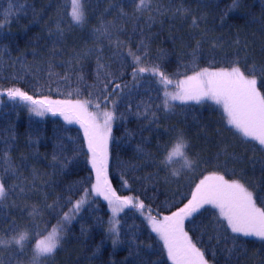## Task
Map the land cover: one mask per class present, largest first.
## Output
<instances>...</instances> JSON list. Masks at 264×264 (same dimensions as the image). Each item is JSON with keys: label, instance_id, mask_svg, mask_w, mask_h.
I'll use <instances>...</instances> for the list:
<instances>
[{"label": "trees", "instance_id": "16d2710c", "mask_svg": "<svg viewBox=\"0 0 264 264\" xmlns=\"http://www.w3.org/2000/svg\"><path fill=\"white\" fill-rule=\"evenodd\" d=\"M232 3L233 0H152L150 10L140 13L135 11L132 0H90L85 5L87 22L75 26L68 15L70 6L65 8L63 0H0V20L4 19L6 11L11 9L12 12L10 22L0 30V52L3 53L0 96L4 99L0 108V157L7 154L16 170L15 175L6 173L4 169L8 164L0 158V177L4 178L6 186L16 185L5 206L0 207V236L7 240L26 229L30 235L24 254L14 248L5 264L26 259L27 250L36 239L43 238H31L33 217L29 213L34 207L39 209L35 219L40 229L47 225L50 230L59 215L69 211L72 203L80 199L84 189H90L94 181L83 128L63 117L29 116L17 103L19 100L9 99L3 91L11 87H18L34 98L95 103L99 97L101 107L108 105L102 102L100 90L113 76L124 93L130 92L127 101L122 99L116 109L108 177L118 196L139 198L146 209L142 213L130 206L121 213V242L114 246L107 231L109 207L100 198L93 197L66 228L62 247L55 252L56 260L50 264H139L137 245L145 255L151 253L149 258L156 264H172L162 241L151 231L146 219L147 209L157 218L170 215L188 202L196 184L211 172L247 183L254 196L259 197L257 205L264 207V150L254 141L243 148L242 142L237 140L224 146L223 149L229 148V154L237 158L228 159L225 164L222 154L217 157L221 148L216 142L221 131L231 133V126L225 122L222 108L216 107L219 106L216 103L214 106L206 101H192L183 105L177 103L174 111L167 114L162 109L157 111L164 87L149 73L142 74L133 83L134 65L126 55L129 47L135 50L143 40L148 57L142 66H149V61L161 64V70L174 82L169 87L174 88L185 73L192 74L191 53L197 41L201 42L195 61L197 71L205 67H229L226 61L237 58L242 70L252 65L264 66V0H240L235 8ZM177 9L187 11L177 12ZM121 10L127 15H120ZM58 20L63 37L57 43L54 36H49V31L56 32ZM101 20L115 25L112 43L107 38L93 36V29L100 26ZM117 39L124 42L119 50L114 43ZM89 49L99 50L89 52ZM118 51L123 59L117 55ZM161 55L162 59L156 60ZM98 57L105 65L99 70ZM106 73L112 75L106 79ZM257 79V87L264 93V76L257 73ZM124 85L128 87L123 88ZM113 87L109 85L107 91L111 92ZM127 102L133 104L132 109H128ZM138 104L140 107L136 108ZM145 106L157 111L158 121H152ZM173 126L193 136L207 158L195 176L173 177L169 166L165 168L151 162L152 158L157 162L163 159L165 152L158 150L157 145H171ZM61 142L67 146L66 155H72L73 147L79 150L73 163L63 171L59 170L62 157L58 145ZM137 145H142L152 158L146 161L143 154L136 151ZM129 165L138 167L132 171ZM226 169L233 170L234 174ZM124 180L128 181L127 186ZM74 183L77 187L70 190ZM69 198L72 203L68 202ZM217 216L214 206L205 205L195 216L200 230L194 231L191 222L186 220L185 231L211 264H226L225 242L217 244L216 239L209 240L214 235ZM226 235L230 247L234 234ZM237 242L243 248L230 264H264V242L243 236H239ZM2 248L4 246L0 245Z\"/></svg>", "mask_w": 264, "mask_h": 264}, {"label": "snow or ice", "instance_id": "6c2138e0", "mask_svg": "<svg viewBox=\"0 0 264 264\" xmlns=\"http://www.w3.org/2000/svg\"><path fill=\"white\" fill-rule=\"evenodd\" d=\"M239 2L240 0H233L232 7H237ZM88 3H90V0H63L65 8L70 6L68 15L73 25L83 26L87 22L85 5ZM132 3L135 5V11L142 13L150 10L152 0H132ZM110 6L114 7L115 5ZM176 11L187 10L177 9ZM119 14L122 16L127 15L123 10ZM11 15V9L4 13V19L0 20V30L3 29L6 23L10 22ZM196 23L197 21L194 18L193 24L195 25ZM114 27L113 22L101 20L100 26L93 29V36L107 38L112 43V29ZM119 30L117 29V31ZM49 36H54L57 43L62 39L63 28L60 27L59 20L57 21L56 32L49 31ZM114 43L119 50L124 42L117 39ZM200 43V41H197V46L193 48L191 53L192 74L188 75L185 73L183 79L175 82V92L167 91L168 86L174 82L169 75L161 70V64L149 61V66H142L144 60L148 57L147 45L143 40L137 45L135 50L129 47L126 55L131 58L134 65L132 72L133 83H136L137 78L145 73L156 77L159 84L165 89L161 104L157 105L156 108L157 111L162 109L166 114L174 111L177 106L173 103L175 101L181 102V105L187 104L190 101L197 103H203L207 100L214 101L216 104L222 106L228 125H231L232 128L244 137L249 138V142H256L261 150H264V93L257 87V73L264 76V66L257 67L256 65H252L242 70L240 61L237 58L226 61L229 67L219 69L205 67L197 71L195 70V61ZM215 46L213 44V47ZM98 50L89 49V52ZM2 55L3 53L0 52V64L3 63ZM117 55H120L121 59H123V54L119 51ZM160 59H162V55L156 57V60ZM78 62L79 60H77ZM97 67L98 70L105 67V65L100 63L99 57L97 59ZM185 67L187 68V65ZM176 74L173 73V75ZM111 75V73H106L105 78L107 79ZM65 79H67V76ZM81 79L83 78L81 77ZM115 79L116 77L113 76L112 80L105 83L100 90V94L103 97L102 102L111 107V110L104 111H101V100L99 97L93 103L92 100H53L49 97L34 98L18 87L3 90L9 99L27 103L30 112L38 116H43L47 112L53 114L59 113L65 121L78 123L83 128L84 138L87 141V148L90 153L91 168L95 172V183L91 185V189H84V195L74 203L69 198L68 202L72 203L71 209L59 215L57 223L50 230L47 225L43 229H40L39 224L36 222L35 218L39 215L38 208L34 207L29 213L33 217L31 222V238L43 237L36 239L35 244L32 246L29 264H43L45 260L54 256L55 252L62 247L66 235V226L76 218L82 207L88 203L89 192L102 196L108 203L111 216L107 231L112 237L114 246L121 242V221L118 219V214L129 206L139 209L142 213L146 209V205L139 198L118 196L112 189L111 181L108 177V144L110 138H112L113 122L117 119L116 109L122 99L127 101V97L130 96V92L124 93L122 86L115 83ZM109 85H114L111 92L107 91ZM127 87L128 85L123 86V88ZM69 95L71 94L69 93ZM89 95L92 96L93 93H89ZM114 95H116V99L112 98ZM90 107H94L96 111H89ZM127 107L128 109H132L133 104L127 102ZM135 107L139 108L140 105L138 104ZM157 111H152L151 106H145V112H150L153 122L159 119ZM136 114L140 115L141 113ZM171 131L174 133L171 145H157L158 150L165 152L163 159L158 162L152 158L150 152L144 150L142 145H137L136 151L142 153L146 161L152 158V163H159L165 168L172 164L176 158L183 160V167L187 170L199 168L203 161L193 159L187 154L186 150L190 147V141L186 138L184 129L173 126ZM58 149L62 157L59 161V170L63 171L73 163L79 155V150L73 147L71 149L72 155H66L64 153L67 150V146L62 142L58 145ZM219 155L220 153L217 154V157ZM0 158L8 164V167L4 171L15 175L16 170L12 167L7 154H4ZM54 159H57V157L54 156ZM228 159L235 160L237 158L229 154L226 157L225 164ZM129 167L132 171H135L138 166L129 165ZM226 171L233 172L234 174L233 170L226 169ZM169 174L176 177L180 175V172L173 169ZM124 184L127 186L128 181L124 180ZM15 187L16 185L6 186L4 178L0 177V207L5 206L6 199ZM76 187L77 185L74 183L70 185V190ZM20 191L23 192V188ZM257 199L259 197L254 196L253 192L249 191L240 180L226 179L224 175L211 172L196 184L191 198L182 207L177 208L176 211H172L170 215H163L160 218L151 215V209L149 208L147 209L148 214L146 219L151 231L162 241L163 248L166 250L167 257L172 261V264H209L204 252L197 247L196 243H193L192 238L185 231V221H190L193 230L199 231L200 225L196 222L195 216L201 212L205 205L214 206L218 210V216L214 222V235L210 236L209 240L216 239L217 244L221 243V241L225 242L226 247L223 251L227 253L225 258L226 264H230L232 258L243 248V245L237 242L239 236L256 237L264 242V207L257 206ZM47 207L53 208V205H47ZM229 232L234 234L231 235L230 247L227 246L229 237L226 235ZM43 233H46V235H43ZM29 243L30 235L27 229L17 232L16 235L11 236L7 240L0 236V245L4 246V248L13 246L21 255L24 254ZM137 249L136 257L139 264H156L155 261L149 258L151 253L145 255L144 252L139 250V245H137ZM0 264H3L2 260H0ZM16 264H23V262L17 260Z\"/></svg>", "mask_w": 264, "mask_h": 264}, {"label": "rangeland", "instance_id": "374dc122", "mask_svg": "<svg viewBox=\"0 0 264 264\" xmlns=\"http://www.w3.org/2000/svg\"><path fill=\"white\" fill-rule=\"evenodd\" d=\"M163 91H165V89H163ZM167 91H169V92H175L176 91V87L174 88V87H169L168 86ZM50 99H52V98H50ZM3 100L4 99L0 96V108H1V104H2ZM53 100H60V99H54L53 98ZM190 102H192V101H190ZM206 102H209V104L212 103L211 105L216 106L214 101L208 100ZM17 103L21 105V107L26 111V113L29 116H32V117H35V118L46 119V118H52V117H63L59 113L53 114L51 112H47L43 116H38V115L30 112L29 106H28L27 103L21 102V101H18ZM173 103L175 105L177 103L178 104H181V102H179V101H175ZM220 106L221 105L216 106V107H218L221 110L222 106L221 107ZM104 110H111V107L110 106L101 107V111H104ZM89 111L95 112L96 109L94 107H90L89 108ZM222 113L224 114L223 108H222ZM224 116H225L224 117L225 118L224 120L226 122V115L224 114ZM113 126H114V122H113ZM229 126H231V125H229ZM112 132H113V127H112ZM186 138L190 141V147L186 150L187 151V154L189 155V157H191L193 159H200L204 163L207 160V158L202 155V153H201L202 150L200 151V148H199V146L197 144L196 139L193 136L189 135V134H186ZM110 140H111V138H110ZM110 140H109V144H108V152L109 153H110ZM237 140H240L242 142L243 148H246L249 145V143H251V142H249V138L244 137L237 130H235L234 128H232V126H231V133H228L226 130L221 131L219 133L218 137H217V142H216V145L221 148V151H219L218 153L222 154L223 158L225 159L228 156V154H229V148L223 149L224 146H226L227 144L233 143V142H235ZM108 162H109V159H108ZM203 163H201V165H200L199 168H196L194 170H187V169H185L183 167V160L180 159V158H176L174 160V162L169 165V169H170V171H172L173 169L179 171L180 172V176H185V175H193V176H195V175H197V173L199 172V170L203 167ZM93 183H95V172H94V181H93ZM241 183H243L248 188L249 191L253 192L251 190V188L248 186L247 183H245L243 181H241ZM93 197L100 198L101 200H103L104 202L107 203V201H105L102 196H97L95 193L89 192L88 201L90 199H92ZM85 205L82 207V209L85 207ZM107 205H108V203H107ZM109 210H110V208H109ZM121 213L118 214V219H119ZM110 216H111V210H110ZM68 225L66 226V228L68 227ZM252 238H256V237H252ZM257 239H259V238H257ZM13 252H14V247L9 246L8 248H2V250L0 251V260L3 261V264H5L10 259L11 255L13 254ZM31 254H32L31 253V249L27 250V252H26V259L22 260L23 264H29V259H30ZM54 260H56V255L55 254L50 259L45 260L43 262V264H50ZM209 264H211V263L209 262Z\"/></svg>", "mask_w": 264, "mask_h": 264}]
</instances>
